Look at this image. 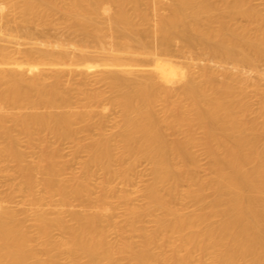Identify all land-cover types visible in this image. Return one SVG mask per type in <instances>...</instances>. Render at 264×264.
Instances as JSON below:
<instances>
[{"label":"bare ground","instance_id":"6f19581e","mask_svg":"<svg viewBox=\"0 0 264 264\" xmlns=\"http://www.w3.org/2000/svg\"><path fill=\"white\" fill-rule=\"evenodd\" d=\"M56 13L83 44L38 36ZM88 43L104 57L88 55ZM194 47L256 71L264 8L250 0H0V161L17 180L0 197V264H264V88L221 64L199 66L187 56ZM89 63L119 110L116 132L75 143L87 152L83 167L102 171L96 193L88 178L62 175L59 148L42 134L59 142L103 127L94 120L102 93L73 106L74 87L62 78L85 77ZM16 130L40 145L35 162L17 147ZM196 146L207 157L204 177L195 175ZM143 160L150 177L136 205L111 179L128 184ZM15 190L22 199L11 207ZM54 195L58 205L82 204L45 208ZM112 197L123 205L119 220L109 214Z\"/></svg>","mask_w":264,"mask_h":264},{"label":"rangeland","instance_id":"374dc122","mask_svg":"<svg viewBox=\"0 0 264 264\" xmlns=\"http://www.w3.org/2000/svg\"><path fill=\"white\" fill-rule=\"evenodd\" d=\"M218 2L219 0H215ZM253 4L257 5L262 11H263V3L264 0H250ZM150 18V24L155 22L156 15L154 12H151L149 15ZM53 20V22H52ZM103 22H105L106 19L104 17L101 18ZM236 23H244V19L241 16H237V19H235ZM43 31V34H41ZM35 33L34 35H36ZM39 34L48 36L49 39L57 41L59 40L60 42L63 41L65 42L66 45H68V42L71 43L69 44L68 48L72 47V43L75 44H83L84 40L82 36L77 35L76 33L72 32L65 23L63 22L62 17L60 14L56 13L53 16H51V23L45 26V29L43 28ZM46 36V37H47ZM105 38L106 41H110V37L106 36ZM153 41V40H151ZM154 42V41H153ZM151 42V49L157 50V48H154L153 46L156 44L154 42ZM175 44V45H174ZM88 50L89 52L87 53L88 55H92L94 57H99L102 58L104 57L103 53L99 51L96 47L92 45V43H88ZM153 45V46H152ZM176 45L180 46L179 43H173V47L171 45L172 51H174V57L179 56L181 53V50H178L179 47H175ZM73 46V47H74ZM72 47V48H73ZM176 48V50H174ZM71 49V48H70ZM152 49V50H153ZM159 50V49H158ZM157 50V51H158ZM170 52L171 54L173 52ZM180 53V54H179ZM179 54V55H176ZM187 56L191 57L194 59L196 64L202 67H207L211 66L213 69H218L221 64L222 66H225L229 69V71L236 72L241 78H246L247 81H257L262 88H264V63L259 62L257 63L256 71L252 70L251 68L247 67V65L243 64H237L234 65L233 63H219L215 57H212L208 53L206 54L205 51H203L200 47H194L190 49L187 52ZM180 60H182L180 58ZM193 61V62H194ZM208 68V67H207ZM254 68V69H255ZM261 75V76H259ZM63 80H70V84L74 87L72 91V98L71 101L73 102V106L79 105V104H86V94L87 93H94V92H101L102 97H101V102L100 100L96 101V104L98 105L97 102H99L100 106H104L105 109L102 110L103 114L102 116L100 114H97L94 116V120L97 121L99 118L102 117V121H104L103 127L98 128L96 126H92V128H89V130H79L76 133L75 137L68 138V139H63L61 141H55L54 137L50 134L45 135V133H42L44 137H46L48 143L51 146L58 147L60 156L58 160L64 165V170H63V176L68 177L71 173H75L77 176L85 177L88 178L92 191L96 193L99 189V184L103 180V174L102 171L91 166L89 168L83 167V161L85 160L87 156V152L85 149H80L76 151L75 149V143L81 142V143H86L87 142V137L88 136H93L96 137L100 132H105V133H114L116 132V122L118 121V107L108 103L109 101V88L108 85L101 79L100 77V71L99 67L95 64H88L87 70H86V76L85 77H80V76H74L70 77L69 75H64ZM66 82V81H65ZM78 89H81L83 92H79ZM248 95L249 99L251 100L252 107H253V113L250 114V116H254L257 106H258V97L253 94L252 92V87H248ZM100 110V107L98 108ZM255 110V111H254ZM169 132L166 128L164 129V133L166 134ZM18 136V144L17 147L25 153L26 160L27 161H36L37 154L39 152V147L40 145L34 144L33 146H29L27 142L25 141L24 137L22 134L16 130L14 132ZM170 133V132H169ZM197 136H200V133L197 131ZM167 137L170 138V135L168 133L166 134ZM263 147H264V138L261 141ZM199 148V147H198ZM196 147H194L195 153L198 156V168L195 170V175L197 177H204L205 174L208 172L207 170V157L205 156V153H201V151ZM199 151H198V150ZM4 163L0 161V197H4L8 185L12 184L13 186L17 184V180L13 178L12 176H9L7 172H5L2 168V165ZM9 165V163H7ZM12 165V163H10ZM9 167V166H8ZM7 169L9 170V168ZM149 164L146 161H140L138 165L135 167V170L132 172L131 180L129 181L128 184H123L121 179L117 176H114L111 179V183L115 186L117 190H125L130 194L131 202L136 204V205H141L143 203V197L141 195V191H138L139 189L142 188V186L148 181L150 174L148 170ZM11 169L13 168L10 167ZM9 171V173H12V171ZM13 170V169H12ZM186 184L184 182L181 183V189H184ZM40 188V187H39ZM12 201L11 203L7 202L8 206L15 207L16 202H19L22 199V193L18 192L17 190L14 191L12 194ZM45 208H52L57 206L58 204H61L60 198L58 195H54L52 197V200H46L45 201ZM109 202L111 204V209L109 210V214H113L115 216V219H121V212L123 205L121 202H119L115 197H112L109 199ZM57 204V205H56ZM69 205H58L57 207L61 206L63 209H79L80 205L82 204L80 200H72L69 201ZM183 206L187 207L188 209H191L194 206V202L190 199H185L183 201ZM151 217H146L143 221V226L149 227L151 226ZM113 236V235H112ZM114 238V237H113ZM133 239L137 240L138 237L137 235L132 236ZM61 264H65L64 261L61 259Z\"/></svg>","mask_w":264,"mask_h":264}]
</instances>
